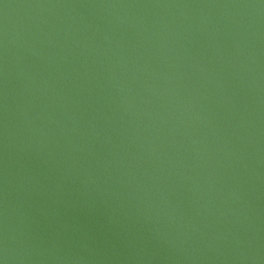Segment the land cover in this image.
Wrapping results in <instances>:
<instances>
[{
    "label": "water",
    "instance_id": "1",
    "mask_svg": "<svg viewBox=\"0 0 264 264\" xmlns=\"http://www.w3.org/2000/svg\"><path fill=\"white\" fill-rule=\"evenodd\" d=\"M0 264H264V0H0Z\"/></svg>",
    "mask_w": 264,
    "mask_h": 264
}]
</instances>
